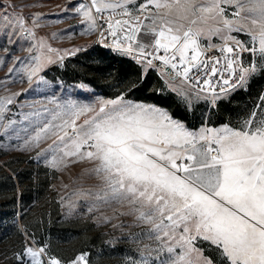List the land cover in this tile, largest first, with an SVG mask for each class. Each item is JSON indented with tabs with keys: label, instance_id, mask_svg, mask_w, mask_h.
I'll list each match as a JSON object with an SVG mask.
<instances>
[{
	"label": "rangeland",
	"instance_id": "374dc122",
	"mask_svg": "<svg viewBox=\"0 0 264 264\" xmlns=\"http://www.w3.org/2000/svg\"><path fill=\"white\" fill-rule=\"evenodd\" d=\"M120 5L145 12L148 44L188 28L238 40L242 83L212 95L94 46V8ZM100 95L167 104L195 128L260 131L264 0H0V264H264V245L214 244L134 168L132 149L103 145L86 124Z\"/></svg>",
	"mask_w": 264,
	"mask_h": 264
},
{
	"label": "crops",
	"instance_id": "0c3cea01",
	"mask_svg": "<svg viewBox=\"0 0 264 264\" xmlns=\"http://www.w3.org/2000/svg\"><path fill=\"white\" fill-rule=\"evenodd\" d=\"M103 101L90 104L86 124L92 130L95 125L106 148L117 141L132 149L134 168L148 175L152 188L170 194L181 211L195 213L196 227L211 230L214 244L264 245V127L235 135L229 125L188 126L154 101ZM183 156L190 158L184 175L171 173L169 166ZM258 254L264 260V250Z\"/></svg>",
	"mask_w": 264,
	"mask_h": 264
},
{
	"label": "built area",
	"instance_id": "2783aa9c",
	"mask_svg": "<svg viewBox=\"0 0 264 264\" xmlns=\"http://www.w3.org/2000/svg\"><path fill=\"white\" fill-rule=\"evenodd\" d=\"M98 36L94 46L117 48L133 62L148 65L167 82H184L195 90L212 95L238 87L245 75V48L235 39L213 41L188 28L172 45L168 39L148 44L142 39L145 12L126 5L107 9L94 8ZM212 157L217 151L210 149ZM190 158L183 156L171 173L183 176Z\"/></svg>",
	"mask_w": 264,
	"mask_h": 264
},
{
	"label": "trees",
	"instance_id": "16d2710c",
	"mask_svg": "<svg viewBox=\"0 0 264 264\" xmlns=\"http://www.w3.org/2000/svg\"><path fill=\"white\" fill-rule=\"evenodd\" d=\"M130 61L129 60H123V62L121 63V64H119L118 65V70L121 72V73H123V72H128V70H126V69H128V68H126V64L127 63H129ZM75 75H76V73H74ZM144 90H146V89H148V83H146L145 85H144V88H143ZM161 105H163V106H166L167 107V104H164V103H162ZM65 226H66V228H64L63 230L64 231H66V233L68 232V230H69V228H70V225H71V223H68V222H65V224H64ZM70 232V231H69ZM65 233V234H66Z\"/></svg>",
	"mask_w": 264,
	"mask_h": 264
},
{
	"label": "bare ground",
	"instance_id": "6f19581e",
	"mask_svg": "<svg viewBox=\"0 0 264 264\" xmlns=\"http://www.w3.org/2000/svg\"><path fill=\"white\" fill-rule=\"evenodd\" d=\"M103 47L108 48L107 46H103ZM108 49H111V50H113L115 52H118V49L117 48H108Z\"/></svg>",
	"mask_w": 264,
	"mask_h": 264
}]
</instances>
